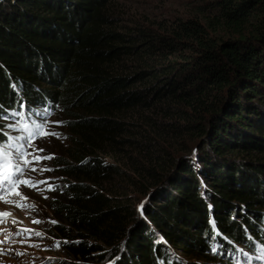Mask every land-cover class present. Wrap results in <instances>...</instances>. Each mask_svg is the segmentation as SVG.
I'll return each instance as SVG.
<instances>
[{"label":"trees","instance_id":"16d2710c","mask_svg":"<svg viewBox=\"0 0 264 264\" xmlns=\"http://www.w3.org/2000/svg\"><path fill=\"white\" fill-rule=\"evenodd\" d=\"M120 13L117 0L0 3V106L37 101L30 82L47 75L58 83L47 101L68 111L65 152L55 158L65 180L50 202L79 237L65 246L82 261L68 264L99 262L103 248L119 254L115 264H189L156 243L148 223L215 260L214 234L264 241V139L238 130L264 135V109L249 105L264 101V0H205L192 17L133 24ZM204 138L214 157L237 155L242 165L217 163L204 148L194 164L175 157L186 140ZM131 192L154 202L143 207L148 223Z\"/></svg>","mask_w":264,"mask_h":264},{"label":"rangeland","instance_id":"374dc122","mask_svg":"<svg viewBox=\"0 0 264 264\" xmlns=\"http://www.w3.org/2000/svg\"><path fill=\"white\" fill-rule=\"evenodd\" d=\"M4 0H0L3 3ZM205 0H117L119 7L122 9V13L119 14V18L122 22L133 24L134 22L146 21L148 18H186L195 15V11L198 6L204 3ZM10 8H5L7 12ZM53 76V75H52ZM57 80V79H56ZM53 77L44 76L38 82H30V87L36 92H41V95L37 101L31 100L26 104V115L29 118H33L39 124L47 122L44 129L45 133L58 132L60 137L45 134L41 137H29L27 132L21 128L19 117H22L18 112V107L3 108L0 106V133L5 137L0 141L1 146L13 156H20L21 152L32 153L34 150L43 149V151L36 152L39 156H52V159L42 160L39 163L26 166L21 179H30L33 182L45 181L46 183H38L35 187H31L25 184L19 186L20 196L10 195L7 200H0V212H8L10 215L4 218V222L0 223V264H68L69 262H81L77 260L69 250L66 248L65 243L69 241H79V237L76 235L75 228L67 224L63 219L58 217L50 207L52 198L58 196L57 190L59 186L64 182V176L58 172L57 165L55 164V158L63 155L65 152V146L69 137V130L67 129L68 111L60 105L58 101H52L50 105L47 101L49 98L48 91L58 86V83ZM10 90H23L21 85L13 83ZM36 97V96H35ZM226 99L231 98L228 94H224ZM25 99L26 97H21ZM225 99V100H226ZM244 101V96L241 97V102ZM50 106H49V105ZM264 101L254 100L250 102V106L255 110H263ZM20 107V105H19ZM24 108V105H22ZM253 114L251 115L252 120ZM62 122V123H55ZM264 122V121H263ZM238 130L243 136L251 142L263 141L264 135L258 132H252L246 127L239 126ZM230 141V140H229ZM206 138L203 142L199 140H186V150L179 151L175 157L189 161L192 164L196 163V158L201 150L204 148L205 153L209 152L211 156L215 154L206 146ZM234 143L235 141L232 140ZM16 144L20 149L17 150L14 147ZM31 143V147L29 144ZM219 156V155H218ZM214 157L217 163H238L242 165L243 159L237 155ZM222 159V161H221ZM225 160V161H224ZM105 164H112L113 159L103 158ZM22 163V160H21ZM190 163V164H191ZM244 163V162H243ZM32 167L37 170L32 171ZM44 169H51L45 171ZM203 179L205 177L203 176ZM206 180V179H205ZM165 180L162 184L163 191L167 192ZM203 181V180H202ZM208 185V182H206ZM51 186V187H50ZM165 187L166 190H165ZM161 189V188H160ZM204 195V200L207 202V206L213 207L214 203L210 195L205 190H201ZM204 192V193H203ZM132 201L134 203V209L137 210L138 217L144 219L148 223L147 213L141 210V205H153L148 194L139 192H131ZM26 198V199H23ZM164 202V201H163ZM157 201L158 205L161 203ZM23 205V206H21ZM154 208V205L152 206ZM259 208V207H257ZM230 212L237 213L234 219L242 223V217L240 214L243 210L231 207ZM240 211V214L238 212ZM264 213L263 209H259ZM38 221V223L36 222ZM55 221V223H53ZM156 232L155 242L163 244L167 247L171 257L174 260L182 261L191 264H234L231 260L230 253L235 249H243L245 245L238 241L232 240L227 233L212 235L214 241L209 244V247L213 252L220 256V260H215L210 256L197 255L192 251H186V244L180 240L183 245H175L170 241H166L164 236L160 234L155 226L148 223ZM195 229L193 231L197 230ZM28 229L31 231H22ZM260 229L264 231V225L260 221ZM19 233V234H17ZM40 233V235H36ZM247 235V234H245ZM8 237V239H6ZM231 245L230 251L227 253L225 249ZM104 255L99 262H90L89 264H115L119 254L114 257L111 256L109 249L103 248L101 251ZM107 252V253H106ZM106 253V255H105Z\"/></svg>","mask_w":264,"mask_h":264},{"label":"snow or ice","instance_id":"6c2138e0","mask_svg":"<svg viewBox=\"0 0 264 264\" xmlns=\"http://www.w3.org/2000/svg\"><path fill=\"white\" fill-rule=\"evenodd\" d=\"M62 123V122H55ZM47 122L34 125L35 131L29 132L30 137H41L45 134L52 135L55 137H60V133L58 132H48L45 133L44 129L46 127ZM27 128V125H25ZM31 143L29 147H31ZM43 151V149L34 150L32 153L21 152L20 156H13L9 152H7L2 146H0V185L7 184V188H0V200H7L10 195L20 196L19 186L21 184H25L31 187H35L38 183H46L45 181L33 182L30 179H20L23 176L25 167L33 165L34 163H39L42 160L52 159V156H39L36 152ZM22 160V163H21ZM15 161V162H14ZM35 167H32V171H36ZM45 171H50L51 169H44ZM51 187V186H50ZM26 199V198H23ZM23 206V205H21ZM143 209V205H141V210ZM10 213L8 212H0V223L4 222V218L8 217ZM38 223V221H36ZM55 223V221L53 222ZM22 231H31L28 229H24ZM19 234V233H17ZM36 235H40V233H36ZM8 239V237H6ZM3 243V241H0Z\"/></svg>","mask_w":264,"mask_h":264},{"label":"clouds","instance_id":"9594fccd","mask_svg":"<svg viewBox=\"0 0 264 264\" xmlns=\"http://www.w3.org/2000/svg\"><path fill=\"white\" fill-rule=\"evenodd\" d=\"M19 105H20V107H19V110H18V111H22V110H21V109H22V108H21V103H20Z\"/></svg>","mask_w":264,"mask_h":264}]
</instances>
